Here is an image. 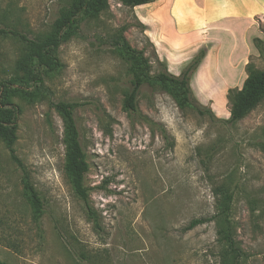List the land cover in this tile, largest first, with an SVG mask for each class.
Masks as SVG:
<instances>
[{
  "label": "rangeland",
  "instance_id": "374dc122",
  "mask_svg": "<svg viewBox=\"0 0 264 264\" xmlns=\"http://www.w3.org/2000/svg\"><path fill=\"white\" fill-rule=\"evenodd\" d=\"M71 3L0 0V28L31 39L46 37ZM109 5L108 11L87 19L59 48L62 69L44 79L51 98L10 97L22 110L16 154L45 200L46 213L39 231L23 194L21 171L0 141V260L8 264H220L225 246L217 235V221L188 232L182 229L192 219L216 215L214 190L225 184L234 193V237L247 255L241 264H264V152L258 145L264 142V100L242 121L231 124L228 94L195 96L213 112V116H200L193 109L179 110L159 85L145 84L138 112H127L131 60L116 47L117 38L122 35L132 50L143 54L152 77L169 71L131 9L118 0H109ZM259 28L257 38L264 42V23ZM215 37L226 46L225 38H232ZM216 38L210 42L220 48ZM254 39L253 53L241 54L248 57L247 64L264 70V54L254 47ZM27 54L25 43L0 36V85L15 77L19 61ZM241 54L236 52L232 61L230 52L229 66L222 72L235 80L233 89H241L246 80V67L235 65L243 60ZM57 102L80 105L74 116L89 165L85 185L101 233L87 220L64 170V126L52 106Z\"/></svg>",
  "mask_w": 264,
  "mask_h": 264
},
{
  "label": "trees",
  "instance_id": "16d2710c",
  "mask_svg": "<svg viewBox=\"0 0 264 264\" xmlns=\"http://www.w3.org/2000/svg\"><path fill=\"white\" fill-rule=\"evenodd\" d=\"M125 7H135L153 3L156 0H118ZM110 9L109 0H72L56 21L50 35L31 39L15 30L0 28V36L14 37L25 43L28 54L25 55L16 67L13 79L0 85V141L5 145L9 158L21 171L23 194L32 210V218L39 231L41 220L46 213V202L32 182L27 167L16 154L18 121L22 113L19 105L13 103L10 97H24L28 101L34 99L51 98L52 91L45 86V75L58 73L62 69L57 52L61 45L71 36L80 31L81 25L91 18H96ZM142 29L144 27L139 24ZM126 27L120 31H126ZM121 33V34H122ZM119 51L131 60V88L125 98V110L130 113L138 112V97L143 85H159L166 91L181 111L195 110L200 116H213V112L201 106L194 95L191 81L194 73L203 62L206 52L201 50L176 77L168 72H161L157 76L149 74V63L141 52L131 49L126 40L121 37L115 40ZM254 47L261 55L264 54V42L260 38L253 40ZM247 78L241 89H230L227 99L231 104V124L242 121L252 110L264 100V70H259L249 62L246 65ZM55 111L60 115L64 126V142L66 158L64 170L70 180L74 196L82 202L87 220L93 224L94 230L101 233L99 216L91 205L89 189L85 185V178L89 171L86 154L82 148L80 134L77 128L74 112L80 106L77 103H52ZM166 135V131H164ZM264 152V142L258 144ZM216 199V215L210 218L192 219L183 229L188 232L198 226L217 221L219 240L225 249L220 264H241L247 258L234 237L232 221L233 190L225 184L214 190ZM0 264H8L0 260Z\"/></svg>",
  "mask_w": 264,
  "mask_h": 264
},
{
  "label": "crops",
  "instance_id": "0c3cea01",
  "mask_svg": "<svg viewBox=\"0 0 264 264\" xmlns=\"http://www.w3.org/2000/svg\"><path fill=\"white\" fill-rule=\"evenodd\" d=\"M135 21L167 70L179 76L185 66L201 51L206 55L194 73L191 87L198 99L223 97L233 89L234 79L222 75L229 66V55L248 51L253 53L251 40L260 36L259 24L264 23V0H156L131 7ZM215 36L226 37L223 39ZM221 42L220 48L214 42ZM245 68L247 59L241 54ZM241 63V64H240ZM247 78V75L245 79ZM221 90V95L217 93Z\"/></svg>",
  "mask_w": 264,
  "mask_h": 264
}]
</instances>
